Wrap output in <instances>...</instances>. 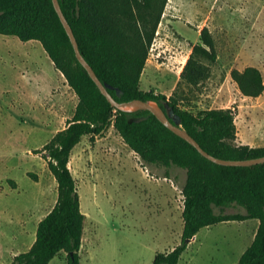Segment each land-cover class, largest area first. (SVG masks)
Returning <instances> with one entry per match:
<instances>
[{
	"label": "rangeland",
	"instance_id": "374dc122",
	"mask_svg": "<svg viewBox=\"0 0 264 264\" xmlns=\"http://www.w3.org/2000/svg\"><path fill=\"white\" fill-rule=\"evenodd\" d=\"M202 27L213 37L217 61L202 84L177 90L179 108L194 115L230 109L236 143L263 147L264 91L254 99L242 96L230 72L255 67L264 83V0H168L140 90L170 97ZM61 81L38 42L0 35L2 264L26 252L38 222L56 202L55 179L35 152L65 128L76 106V96ZM68 168L84 215L80 264H151L156 254L180 243L185 170L144 164L112 125L100 136H83L70 152ZM254 234L246 223H219L199 232L178 264H236ZM65 263L64 253L50 262Z\"/></svg>",
	"mask_w": 264,
	"mask_h": 264
},
{
	"label": "trees",
	"instance_id": "16d2710c",
	"mask_svg": "<svg viewBox=\"0 0 264 264\" xmlns=\"http://www.w3.org/2000/svg\"><path fill=\"white\" fill-rule=\"evenodd\" d=\"M167 1L58 0V3L81 55L116 101L140 99L155 101L162 108L167 105L179 116L180 127L214 157L243 160L264 156V146L251 148L236 143L234 114L230 109H211L194 115L179 108L177 90L202 84L209 76L210 66L217 61L215 43L207 27L200 29L198 41L191 46L170 97L140 90V76ZM0 35L21 42H38L77 99L65 128L35 152L46 160L57 184V198L38 222L30 248L15 255L11 264H49L59 253L65 254V264H80L78 252L84 215L68 168L69 156L83 136L91 139L100 136L111 125L144 164L174 166L186 172L181 189L180 243L167 253L156 254L151 264H178L188 243L201 229L246 220H256L258 226L236 264H264V164L215 165L148 111L124 113L113 109L77 62L51 0H0ZM230 76L244 97L254 99L264 91L262 75L255 67L234 69ZM215 208L220 211L241 208L244 213H215Z\"/></svg>",
	"mask_w": 264,
	"mask_h": 264
},
{
	"label": "water",
	"instance_id": "95a60500",
	"mask_svg": "<svg viewBox=\"0 0 264 264\" xmlns=\"http://www.w3.org/2000/svg\"><path fill=\"white\" fill-rule=\"evenodd\" d=\"M53 9L68 37L71 44L74 56L79 63V65L86 72L91 81L95 84L100 94L106 99L108 104L115 110H119L124 113H134L138 111H148L152 114L156 120L161 123L166 129L172 132L177 137L184 140L186 143L191 145L203 158L210 161L211 163L224 167H253L256 165L264 164V156L253 158V159H243V160H226L214 157L204 151L200 145L192 138L185 130L180 127V118L174 113L172 108L165 105L163 108L158 105L155 101H143L140 99H134L126 102L116 101L107 91V88L101 83L97 78L95 72L91 66L86 62V60L81 55L77 41L73 35L72 29L68 24L66 18L64 17L58 0H51Z\"/></svg>",
	"mask_w": 264,
	"mask_h": 264
},
{
	"label": "crops",
	"instance_id": "0c3cea01",
	"mask_svg": "<svg viewBox=\"0 0 264 264\" xmlns=\"http://www.w3.org/2000/svg\"><path fill=\"white\" fill-rule=\"evenodd\" d=\"M50 63H51V62H50ZM51 64H52V63H51ZM52 66H53V65H52ZM56 74H57V76H58V78H59L60 81H61V80H64L63 77H62L57 71H56ZM61 78H62V79H61ZM61 82H62V81H61ZM48 87H51V85L48 84ZM256 142H258V141H256ZM247 146H249V145H247ZM260 146H262V145H257V147H260ZM249 147H251V146H249ZM251 148H252V147H251ZM255 148H256V147H255ZM243 213H244V211L242 212V214H243ZM251 222H253V223H251ZM240 223H242V224L246 223V224L251 225V227L254 229V233H255L256 228H257V226H258V221H256V220H246V221H243V222H240ZM210 228H212V226H211V227H207V228H203V229H201L199 232H201V231L204 230V229H205V230H209ZM199 232H198V233H199ZM198 233H197V234H198ZM197 234H196V235H197ZM196 235H195V236L193 237V239L188 243V245H189V244L195 239ZM33 242H34V239H33ZM31 245H32V244H31ZM31 245H30V246H31ZM188 245H187V246H188ZM30 246L28 247V249L30 248ZM28 249H27V250H28ZM27 250H26V251H27ZM242 253H243V252H242ZM242 253H241V254H242ZM241 254H240V255H241ZM15 255H17V254H16V253L12 254L10 262H9V263L7 262L6 264H11V263H12V259H13V257H14ZM181 257H182V254H181V256H180V259H181ZM239 257H240V256H239ZM53 259H54V258H53ZM53 259H52V260H53ZM238 259H239V258H238ZM52 260H51V261H52ZM51 261H50V262H51ZM0 262H1V264H2V261H0ZM50 262H49V264H50ZM230 264H234V263H230Z\"/></svg>",
	"mask_w": 264,
	"mask_h": 264
}]
</instances>
